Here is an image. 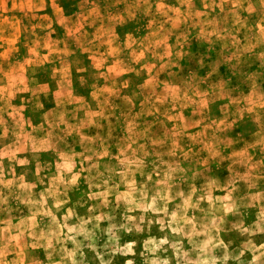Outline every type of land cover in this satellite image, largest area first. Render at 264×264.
Returning a JSON list of instances; mask_svg holds the SVG:
<instances>
[{
	"label": "rangeland",
	"instance_id": "rangeland-1",
	"mask_svg": "<svg viewBox=\"0 0 264 264\" xmlns=\"http://www.w3.org/2000/svg\"><path fill=\"white\" fill-rule=\"evenodd\" d=\"M0 126L34 264H264V0H0Z\"/></svg>",
	"mask_w": 264,
	"mask_h": 264
},
{
	"label": "crops",
	"instance_id": "crops-1",
	"mask_svg": "<svg viewBox=\"0 0 264 264\" xmlns=\"http://www.w3.org/2000/svg\"><path fill=\"white\" fill-rule=\"evenodd\" d=\"M22 136L9 141L8 145L13 149L11 157L0 153V264H34L29 257L31 254L29 246H33V248L35 246L31 240L33 231L30 230L29 224L35 216L32 211L25 208L30 207L31 195L33 194L22 195L20 191L21 188L27 192L31 189L34 191V187L39 189V185L28 178L26 174L21 173L19 167L26 164L20 161L22 159L21 153L24 152V157L27 153L28 162H31V156L36 151L30 148L31 145L28 144L32 141L33 136H31L32 138L28 135H24L26 136L24 138ZM19 142L23 144L25 142L29 147L25 151L18 150ZM7 158H13L12 160L17 162L16 165L9 166ZM42 189H47L46 185ZM18 192L17 196L16 193ZM20 208L25 212L17 213ZM43 219L44 221L47 220L46 215L43 216ZM45 245V242L43 245L41 244L43 248H46Z\"/></svg>",
	"mask_w": 264,
	"mask_h": 264
}]
</instances>
